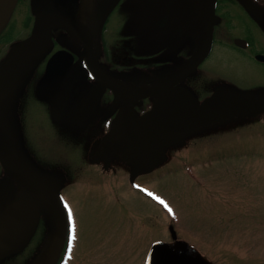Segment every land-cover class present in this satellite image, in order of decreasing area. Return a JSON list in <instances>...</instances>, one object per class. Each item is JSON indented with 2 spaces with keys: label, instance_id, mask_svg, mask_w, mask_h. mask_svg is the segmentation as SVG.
<instances>
[{
  "label": "rangeland",
  "instance_id": "374dc122",
  "mask_svg": "<svg viewBox=\"0 0 264 264\" xmlns=\"http://www.w3.org/2000/svg\"><path fill=\"white\" fill-rule=\"evenodd\" d=\"M187 1L133 0V4L116 10L108 25L110 56H120L122 47L117 42L123 29L127 33L131 26L135 31L128 44L142 59L128 62L126 71L110 73L112 78L135 87H150L169 76L173 65L192 48L187 41L193 37L192 32H184L173 21L179 13L178 3L183 6ZM262 3L229 0L223 4L225 15L215 17L211 56L196 75L197 96L209 95L208 99L218 90L258 91L264 101V64L251 55L254 51L264 53ZM233 37L248 39L251 48L243 53L233 49ZM145 49L158 55L147 68ZM163 60L169 66L159 68ZM141 66L146 69L141 70ZM213 85L214 93L210 90ZM58 88L55 140L43 141V135L53 133L36 109L32 116L38 126L30 125L29 139L45 156L55 155L53 181L62 188L59 194L67 205L72 220L70 233L75 237L65 264H144L155 241L170 240V226L179 239L214 264H264V113L248 117L224 114L180 132L174 141L159 140L163 158L147 165H137L135 153L131 158L124 157L125 147L120 148L121 154H114L115 148L109 150L111 153L98 162L95 155L83 151L99 123L97 119L107 117L106 108L94 110L83 122L78 118L85 116H78L95 91L91 93L89 88L81 92L84 85H76L61 105L68 89ZM104 98L111 99L110 95ZM38 173L48 176L45 171ZM4 184L6 193L0 192V206L20 194L15 188L9 190L8 180ZM45 212L23 251L0 259V264H31L37 258L35 253L47 248L61 228V214L54 227L49 212Z\"/></svg>",
  "mask_w": 264,
  "mask_h": 264
},
{
  "label": "flooded vegetation",
  "instance_id": "af4514ba",
  "mask_svg": "<svg viewBox=\"0 0 264 264\" xmlns=\"http://www.w3.org/2000/svg\"><path fill=\"white\" fill-rule=\"evenodd\" d=\"M177 1L179 2L180 0ZM187 2V5L183 6L178 3V6H180L179 13L173 21L181 26L184 32H192L193 37H189L187 40L192 44V48L190 53L181 56L180 59L173 65L174 69L169 73V75L180 68L190 58L198 46V31L196 29L187 28L184 18L192 20L197 18L200 12V2L199 0H189ZM225 2L226 1L224 0H215L214 22L215 17L219 16L223 18L222 15H225V13L221 11L224 9L223 4ZM126 3L133 4V0H110L107 4H105V0H0V77L11 57L20 47L29 42L34 36L42 19L60 18L68 20L71 22V26L76 28V32L74 33L62 24L46 26V40L43 50L29 64L23 75L16 80L9 95L8 103L4 109L5 124L7 126L12 148L14 149L18 159L28 172L33 174L37 179L51 186V190L56 197L59 196L62 188H59L60 186L53 181L56 177L57 169L56 161L54 159L55 155L53 156V153H51L49 157L45 156L39 147L31 142V139H29V127L30 125L38 126L37 119L34 120V117L32 116L33 109H36L37 113L40 112V114H43L46 118L45 123L49 125V131L53 133V135L50 134L51 136H47L46 134L43 135V141L46 139H48L49 142L55 140L57 133L56 108L58 107L57 87H60L58 89H68V94L66 93L63 97V100H66L62 101L60 103L61 105L66 103L68 97L72 94L73 87L76 85H84V90L81 92L88 91L90 88L92 90L91 93H93L99 89L96 99L93 101L91 100L90 103L87 102L82 115L78 116H85L84 118L78 119H85L87 121L91 113L94 110L98 111L99 107L101 109L105 107L107 110V117H98L99 119H97L99 123H96L92 134L89 136L88 141L85 144L86 148L83 151L85 155H95L99 162V160L105 158V155L111 153L109 150L115 148L116 150H113L112 152L114 154H121L122 151L120 148L125 147L122 152L124 157L131 158L132 154L135 153V156L138 158L137 165H143L148 157H152L151 151L144 152L128 150L127 139L120 132L116 133L114 137L107 140L113 130V126L116 123L118 116L122 111V107L117 101L115 91L109 86L99 82L95 73L90 68L86 57V50H90L94 63L99 71L104 76L114 81L116 80L112 78L110 73L120 72V70H122L121 72L126 71L129 69L128 62L132 63V61L142 59L140 56H136L133 53L136 49L132 51L131 45L128 44V40L133 38L131 33L135 31V29L131 26L129 27L127 33L124 32L125 29H123V33H121L122 38L117 42V46L121 45L122 47L120 56L115 59L109 54L110 42L108 39V32L110 27L108 25L116 10H120V8L125 6ZM262 5L264 7L263 3ZM214 22L211 28V41L208 53L201 60H199L194 67L174 86L159 96H146L143 98H131L130 96L125 97L124 102H126L128 108L127 123L133 122L136 119L145 116L158 102L179 92L188 95L190 99L196 103V106H201L205 102V98L209 95L199 97L194 91L198 88L197 86H199V78H196V75H198L201 66L207 62L211 56L216 35ZM146 26L150 28L148 25ZM150 30L152 31L151 28ZM78 35H80L82 39L79 38L80 36ZM84 38L86 40L85 42H83ZM235 39L245 41L246 45L242 46L235 44ZM251 45V42L246 38L233 37L231 47L243 53L250 49ZM146 50L147 49H145L143 59L147 63V68L148 66L150 67L153 65V58L158 55ZM59 51L68 53L71 58H67V60L60 59L57 63L51 64L50 69L47 70L49 60ZM251 55L258 63L264 64V61H258L255 58L256 55L264 56L263 51L261 53L254 51ZM166 60H163V62L158 65L159 68L169 66L166 64ZM158 66L155 68H158ZM146 68L142 67L140 69L144 70ZM166 78L167 77H164L162 80ZM213 89L214 85L210 88L212 93H214ZM190 90L191 93L189 92ZM228 92L229 90H227V93ZM254 93L251 94V96H253L256 101L263 104L264 101L260 98L261 95H258L259 92L257 91ZM105 95H110L111 99L106 101L104 98ZM45 97H47V101ZM47 111L49 114L48 116H46ZM112 112L114 113V116L110 117L109 115ZM261 113H264V111ZM85 120H83V122ZM131 134L138 139L143 138L144 140L155 144L158 143L159 140L163 141V139H151V137L134 134L132 132ZM106 141L108 149L105 150ZM89 147H94L95 150L90 149ZM38 154L42 156H39ZM35 156L36 159L34 160L33 157ZM108 158L109 156H107V160ZM113 169L115 170V165ZM41 171L47 172L48 176L46 177L40 175L38 172ZM4 180L9 181L10 191H13L15 188V192L18 191L20 194L16 198L5 200V202H2V205L0 206V244L2 242L1 228L5 219V210L8 205L17 201L21 196H25L36 204L39 216L37 225L34 228L31 237L22 249L16 253L0 256L1 260L10 259L23 251L24 247L34 236L35 231L39 226L41 214H43L44 210L49 212L51 216L50 219L53 221L54 226H56V214L53 206H51V204L42 195L37 193L35 189L23 185L18 177L10 173L5 162L0 158V192L2 194L6 193L7 187L4 184ZM2 190H5V192H2ZM65 227L66 222L64 221L59 240H56L55 238L53 240L50 239L47 248L45 247L42 253H35L37 258L31 264H57V260L62 251L63 238L66 232Z\"/></svg>",
  "mask_w": 264,
  "mask_h": 264
},
{
  "label": "water",
  "instance_id": "95a60500",
  "mask_svg": "<svg viewBox=\"0 0 264 264\" xmlns=\"http://www.w3.org/2000/svg\"><path fill=\"white\" fill-rule=\"evenodd\" d=\"M200 12L197 18H184L187 28L198 31V46L190 58L173 74L165 80L157 82L150 87H135L129 84L120 83L104 76L94 63L90 50H86L88 64L95 73L100 83H103L115 91L117 101L122 107L116 123L109 138L116 133H122L128 142V150L151 151L152 157H148L145 165L160 157V149L155 143L136 138L134 134L161 138L165 141H174L182 131H186L198 124L208 123L212 118L224 114L253 115L256 112L264 111V103L261 104L253 96L238 92L218 91L211 98L207 99L201 106H196L188 96L182 93L172 94L170 97L158 102L153 109L145 116L127 123L128 108L124 102L126 96L131 98H143L146 96L159 95L166 92L182 79L194 65L206 56L211 39V27L213 22V10L215 0H199ZM62 24L68 30L76 32L71 22L60 18H46L39 23L36 33L29 42L20 47L11 57L0 77V158L5 162L10 173L20 179L23 185L31 187L42 195L53 206L56 218L61 214L57 197L51 190V186L37 179L22 165L18 159L10 141L9 133L4 119V109L8 103L12 88L29 66V64L41 53L46 40V26ZM80 36V35H78ZM79 38L82 39L80 36ZM85 38L83 42H85ZM237 45H246V42L235 39ZM71 58L68 53L59 51L52 56L47 65L57 63L60 59ZM258 61H264V56L256 55ZM58 71V69H57ZM101 86V85H100ZM97 89L91 99L98 95ZM85 108V107H84ZM108 149V148H107ZM62 215V214H61ZM38 208L34 202L21 196L17 201L8 205L5 210V219L1 228L0 256L16 253L22 249L31 237L38 222ZM59 229L56 240H59L62 232ZM58 222V219H57ZM171 241L154 242L147 254L145 264H213L204 255L197 251L186 241L177 239L176 233L170 226Z\"/></svg>",
  "mask_w": 264,
  "mask_h": 264
},
{
  "label": "trees",
  "instance_id": "16d2710c",
  "mask_svg": "<svg viewBox=\"0 0 264 264\" xmlns=\"http://www.w3.org/2000/svg\"><path fill=\"white\" fill-rule=\"evenodd\" d=\"M224 1H229V0H224ZM69 246H70V235H69V231L66 229V232L63 238V243H62V251L60 253V257L57 260V264H63L68 254Z\"/></svg>",
  "mask_w": 264,
  "mask_h": 264
},
{
  "label": "snow or ice",
  "instance_id": "6c2138e0",
  "mask_svg": "<svg viewBox=\"0 0 264 264\" xmlns=\"http://www.w3.org/2000/svg\"><path fill=\"white\" fill-rule=\"evenodd\" d=\"M154 199H157L156 197H153ZM159 203L163 204L164 202L162 200L158 201ZM165 207H167V205H165ZM169 211L171 212V209H169ZM69 217L71 218V212H69ZM74 232V229L72 230ZM72 239H74V235L71 237Z\"/></svg>",
  "mask_w": 264,
  "mask_h": 264
}]
</instances>
